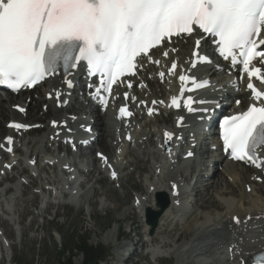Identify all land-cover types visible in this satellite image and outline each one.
Listing matches in <instances>:
<instances>
[{
    "label": "snow or ice",
    "instance_id": "snow-or-ice-1",
    "mask_svg": "<svg viewBox=\"0 0 264 264\" xmlns=\"http://www.w3.org/2000/svg\"><path fill=\"white\" fill-rule=\"evenodd\" d=\"M195 28L218 37L220 54L231 58L233 66L242 64L249 77L247 87L254 100L261 101L225 118L222 125L225 151L260 167L256 149L264 147V91L257 89L252 78L264 83V75L250 64L257 57L264 58V50H258L264 45V39H259L264 31V0H0V84L18 91L54 74L61 63L67 69L86 61L93 73L107 76L110 92L120 76L134 74L138 56L174 35H191ZM176 68L173 62L170 71ZM179 78L181 94L185 82L196 88L206 83L186 75ZM192 103L188 97L190 112ZM169 106L179 108L180 99L173 97ZM120 111L131 115L126 108ZM166 136L171 139L172 134Z\"/></svg>",
    "mask_w": 264,
    "mask_h": 264
},
{
    "label": "bare ground",
    "instance_id": "bare-ground-1",
    "mask_svg": "<svg viewBox=\"0 0 264 264\" xmlns=\"http://www.w3.org/2000/svg\"><path fill=\"white\" fill-rule=\"evenodd\" d=\"M191 48V42L187 43L185 41L179 40L173 45V47L167 49L169 52V59L167 61L161 57V51L159 52L160 55H158V58H160L163 63H169L176 57L179 60L180 66H183L186 57L190 54L189 52L191 51ZM173 50H176L175 53H173ZM148 68V73L153 75V80H149L150 90L138 91L137 93L140 95V99L142 101H147L150 103L151 99L160 98L159 95H164L168 85H162L157 80L158 69L152 65H150ZM208 73H210L209 75L215 81H217L216 84L222 87L220 92H222V94L227 93L224 88L228 86V72H218L217 65H213L208 67ZM220 76L221 80L218 81L217 79ZM62 85L63 84L56 79L54 85L49 87V89H56ZM41 89L40 92L42 91ZM39 94V98L35 99L33 96L32 101L27 105L28 110L26 115H21L15 112L13 109H11V105L19 104L21 101L27 102L26 98L30 96V93L27 94L26 98H23L22 94L18 96H10L7 106L5 105L4 99L0 98V136L9 132L5 125L6 122L11 118H18L25 122H30V124L35 122L39 123L41 121L46 122L47 119H54L61 122V119L65 118L67 113H70L71 110H73L76 111L78 115V119L74 124L78 125L80 123H85L88 125L93 123V127L100 131L97 144L98 150L104 152L110 162L115 163L114 159L118 158L119 156L117 157L115 154H113L115 153V148L111 146L108 138L111 137L113 140H116L119 137V134L115 136L114 132L117 131V129L121 126H113V124H115L114 116L111 115L110 112H99V115L95 116L98 108L90 103V101L87 105L80 101H76L66 108L56 109L51 102H48L43 97L44 94ZM238 95L240 98L246 99L247 94L244 92L243 85H240ZM230 97L232 96L230 95ZM72 99L77 100V95H74ZM41 104L49 105L47 111H43V109H41ZM166 113L168 114L162 115V117L167 116L169 123L168 126L172 125L173 116L169 112ZM88 114L90 115L88 116ZM144 119L146 121L149 120L147 117ZM159 119L160 118H156V121H160ZM188 121L189 120H187V122ZM164 127H166V125H160V127L157 128L158 130L154 129L150 130L149 132L143 130L141 133L137 132L135 140L137 148L133 147V150L129 151V153L134 156V159H128L126 163H124L122 160L121 166L118 165V163H115L116 166L118 165V170L120 173L123 171L121 168L128 166L130 163V166L134 164L140 172L147 174V176L143 179L146 188H143L139 185L134 187L135 190H139L140 188L139 191H142V195L135 197L136 199L134 198L133 201H128L127 191L122 192L120 191V188L116 187L115 189H111V184H114L117 181L111 182L106 176L105 170L101 169L100 161L91 155L87 166V179L89 182H92V185L86 191H84L82 188L81 191L84 192L78 190L76 196H78V198H85V204L94 206L96 204V202L93 201L94 196L103 195L104 197H107V199L110 200L114 205V207H112L111 204L107 205L105 202L103 203V207L108 209V211L111 210L112 212L121 210L124 206H126L122 211L121 219L129 220L127 227L129 226L132 228L135 223L139 222V218L141 216L140 214L143 210L147 209L148 207L153 208V195L158 192L166 193L169 197V201L171 200V204L161 217L157 233L162 236L167 235L170 237L173 235L175 226H178V224L182 222L183 226L181 229L187 231L184 234H186L188 238L179 244L174 239L172 241L163 239L159 243L158 236L154 235H151L149 240L151 243H157L160 249L167 248L171 246L173 242H175L176 246H174L172 249V252L176 257L175 264H239V260L247 261L254 253L263 250L264 182L261 184L257 183V181H255V177H264V158L260 167L251 169L240 163L226 161L225 157H222L221 155L217 156L215 152L212 153L211 150L212 148L216 147L217 142H200V137H196V143L201 146L200 150H202V152L200 151L198 157L210 156L211 158H215L218 162L219 160L222 161L221 164L224 166L222 169L223 172L219 171V169H216V173H213L212 177L209 178V181L206 182V185H204L203 188L199 187L197 189L196 193H198V197H196V200L193 203L189 200L186 202L187 199H185V201L183 200V202H181L180 206H176L175 202L173 201L176 199H182L181 196L185 195L189 190L186 182L190 183L193 177L199 176V171L197 172V170H195V173L188 175L186 171L188 167L185 165H190L192 161H187L183 158H181V161L184 163V165L174 164L173 166H166V162L158 152L157 146L154 145L153 149L149 146L153 143L154 137L158 135L157 133L162 131V128ZM43 130L47 131V133H44L43 135L31 140L27 145V152H30L28 158L35 161L37 168H39L40 171L45 174V176L38 175L36 177L34 174H32L30 176V181L26 185L35 186L40 184L43 189L44 184L52 183L55 185V189L60 195H65L64 193H67L66 186L70 182L62 183L63 178L57 174V171L60 170V168L53 165L51 166L49 164L50 160L60 159L65 162L62 165L66 164L67 166L65 169H63V171H67L69 167H72L73 165L78 167L80 170H85L86 167L76 163L75 159L65 158L60 154L48 156V153L52 151V146L54 145L52 142H50L51 137L48 132H52L53 129H51L47 124L44 126ZM182 131L186 133L188 137H191L190 131L186 129L179 130L178 133H181ZM127 133L128 131H125L121 134L123 138L122 142L124 143L120 148L121 151H124V149L127 147V143L125 142ZM212 139H214V137ZM187 143L189 142L187 141ZM57 147L59 151H61L62 145L57 144ZM186 152L187 151H184L183 154ZM129 156L131 157L130 154ZM4 157L6 156L0 150V183L11 178V174L16 169L15 167L13 171L6 172V176L1 175V170H5V163H14L13 160L10 161L8 158ZM16 165H19L17 167V173L19 176H21V172L26 171V165L21 160L18 161ZM139 165H141V167H139ZM200 167L203 168L204 165L200 164ZM13 177H17V175H14ZM95 184H99L100 187L97 188ZM173 184L180 185L179 197H170L172 194ZM22 185L25 184L16 183L15 191L21 189ZM169 185L171 186L169 187ZM248 187L251 188L250 191H247ZM12 190V187H6L0 190V224H5L8 222L3 215L9 213L8 211H10L8 208V204L10 205V200L5 196L9 191ZM43 191L45 190L43 189ZM22 192H15L11 196V200L17 199L19 195L22 196L25 194V192ZM199 193L201 194L200 196ZM137 201H139L140 205L142 206V210L140 211H138V208L133 205L139 204ZM199 207L208 208V211L199 212ZM23 212L25 213V211H21L19 213L20 225L23 221ZM13 213L16 214L14 211ZM235 215L239 217V225H235L231 221ZM14 222L17 223V219H14ZM145 226L147 229H150L149 225L145 224ZM118 232L119 226L116 223L108 231L106 238L115 241ZM5 234L6 233L4 232V235ZM5 237L8 238L6 235ZM139 241L142 242V245L146 244V241ZM114 243L117 252L121 249H126L129 247V244L126 243ZM138 251L139 249L136 251V253H139ZM150 251L151 249L149 252ZM159 252L160 250L157 248L156 253L158 254ZM120 256L121 255H119V257ZM229 256L234 258V260H231V263L226 260Z\"/></svg>",
    "mask_w": 264,
    "mask_h": 264
},
{
    "label": "rangeland",
    "instance_id": "rangeland-1",
    "mask_svg": "<svg viewBox=\"0 0 264 264\" xmlns=\"http://www.w3.org/2000/svg\"><path fill=\"white\" fill-rule=\"evenodd\" d=\"M39 97H40V94H38V96L36 97L34 96L35 99ZM3 135L4 134H2L0 137H2ZM38 135H39L38 133L32 134L30 135V138L38 136ZM129 154L131 155L129 160L130 159L133 160L134 156L131 153ZM132 166L136 167V165L134 164H132ZM139 167H141V165H139ZM136 170L138 169L136 168ZM129 171L130 170H127L126 173ZM138 171L134 172L133 178L131 177L130 183L127 184V190H124L125 192L127 191L128 201H133L135 197L142 195V191H139L140 190L139 188L137 192H140V193L137 194V196L135 195L134 197L131 190H129V188L131 189V186L139 185L143 188H146L143 182L144 180L140 183V181L143 179V172L140 173V171L139 172ZM130 174L132 173H128L127 175L130 176ZM8 180H11V178H9ZM6 185L7 184H5L4 186ZM89 186L90 185H86V189H88ZM95 186L97 188L100 187L99 184H95ZM21 187H24L22 191L26 193V189L28 185H22ZM249 188L250 187L247 188V191H250ZM38 189H39L38 186L36 188H31V189L29 188L26 196L16 201L18 205L17 208H20L21 203L25 202V204L22 205L23 210L21 211L26 210L27 212L24 217L26 221L23 225H21V232L25 233V236L23 237V239L21 241L16 240L17 238L12 228H6L8 230H5L11 241L16 240L14 241V245H13V252H12L13 263L12 264H58L59 259H63L61 258V256L63 255L64 244L66 245V243L69 242V239L71 238V236L76 235V234L87 237L89 243L93 245L103 244L104 247L108 251L107 255L110 256L112 260L111 264H122V263H118L117 261H115L113 254L115 253L114 250L116 246L114 245L115 244L114 242L116 241L118 243L123 242V243H130V244L133 243V240H137V237L135 236V233H134V230H137V228L134 229L133 227L136 225L139 226L138 222L135 223L132 226V231H130L129 227H127V225L129 224V220L121 219L122 211L126 206H124L123 209L121 210H117L113 212L111 210L108 211V209H105L103 207V203L106 202L107 205L111 204V206L114 207L113 203H111V201L108 200L107 197H104L103 195H95L93 198V201H95L96 204L94 206H90L89 204L84 203L83 206L79 207L77 205L79 202L76 203L75 206H72V207H70L69 205L63 206L59 210L56 206H50L48 208V211L45 213L46 211L45 208L47 207V203L43 204V201L40 195H36L34 193ZM133 193L135 194L134 191ZM200 195L201 194L199 193V196ZM77 198L78 196H76V199ZM84 199L85 198H82L83 202H84ZM202 208L204 210H202L201 212L208 211V208H205V207H199L198 210ZM21 211H19V213ZM36 213L44 214V217H41L40 215L36 216ZM23 214L25 213L23 212ZM34 217H36L35 221L32 224H30ZM52 219H54V223H52L51 221ZM44 223L47 224L46 226H44L45 228H43ZM116 223L119 226V232H118L119 234L117 235L118 236L117 240L113 241L111 239H107L106 236H107L108 231ZM178 225H180V227L177 228V230H175L173 234L174 238H177L180 235V232H182L181 231V228L183 226L182 222H180ZM186 232L187 231L184 230L183 235L180 236V239H179L180 242H183L188 238V236L184 234ZM123 235L124 237L121 238V236ZM166 236L167 235H163L162 237H166ZM166 239H169V238L166 237ZM72 247H73V244L71 243L68 244L67 248L71 250L68 251L67 255H64V258L67 259L69 257L74 256L73 258L74 263L80 264L83 260V255L79 254L74 249L72 250ZM142 247H139V248H142ZM2 257L3 255L0 254V258ZM133 260L134 261L140 260V262H137V264H147V261L145 259L141 260V257H138V256H134ZM133 260H131L130 263L128 264H131V262H134ZM0 264H7V262L3 258L0 260ZM156 264H173V263H171L169 260H166V261H163L161 263H156Z\"/></svg>",
    "mask_w": 264,
    "mask_h": 264
},
{
    "label": "trees",
    "instance_id": "trees-1",
    "mask_svg": "<svg viewBox=\"0 0 264 264\" xmlns=\"http://www.w3.org/2000/svg\"><path fill=\"white\" fill-rule=\"evenodd\" d=\"M75 248L83 254L84 262L82 264H96L98 258H100L103 253V247L90 245L87 237H79L75 243ZM58 264H75L73 262V257L67 259H59Z\"/></svg>",
    "mask_w": 264,
    "mask_h": 264
}]
</instances>
